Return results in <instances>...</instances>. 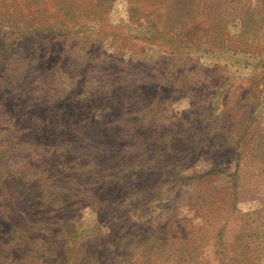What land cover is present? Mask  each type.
I'll return each instance as SVG.
<instances>
[{"label":"rangeland","instance_id":"obj_1","mask_svg":"<svg viewBox=\"0 0 264 264\" xmlns=\"http://www.w3.org/2000/svg\"><path fill=\"white\" fill-rule=\"evenodd\" d=\"M3 49L0 264H264V0H0Z\"/></svg>","mask_w":264,"mask_h":264},{"label":"trees","instance_id":"obj_2","mask_svg":"<svg viewBox=\"0 0 264 264\" xmlns=\"http://www.w3.org/2000/svg\"><path fill=\"white\" fill-rule=\"evenodd\" d=\"M6 50L5 49L1 50L0 58L4 59V57L5 58L10 57L9 54L11 52L8 50H7L8 56L3 55V53ZM13 54H15V52H13ZM35 71L37 72L38 70L36 69ZM28 78L29 77H27V79ZM39 111H40V108L36 109L35 114L39 113ZM30 124L32 125V123H30ZM37 134H38V132H34V131L26 133V135L28 137H33V136H36ZM130 138H131V136L129 137V139ZM34 139H37V138H34ZM18 147H19L18 145L11 146L8 149H4L2 151V154H0V158L5 156V155L6 156L12 155V159L7 157L5 162L0 163V177H1V179H6V178L9 179L8 180L9 183H12V182L17 183L18 182V184H20L22 182L23 186H25L24 182H28V183L32 182L31 179H28V178H30V175H28V171L31 168V164L28 161H24L23 162V164H24L23 168H20V164L22 162H19L20 158L18 155H19L20 150L18 149ZM119 157H120V155L114 156V154H113L112 160L114 161V160L118 159ZM3 159H5V158H3ZM34 169H36V168H34ZM119 169H120V167H118V170ZM107 177L102 179L103 182H102V185L100 187L105 188L106 191L110 190L108 193H115L116 190H114V187L116 185L114 184V181L118 178V175L117 174L110 175V173H109L107 175ZM35 187H36V189L33 191V197H32V203H33L32 210H33V213L36 212L37 220H40L41 224L44 225V227H42V229H41L43 233L40 232L42 237L40 238L39 241H43L44 243H48V241L53 237V235L57 234V232H55L54 230L48 229V227H46V225H45L46 218H47V215L45 213L49 212L52 209L54 201H53L51 195L46 194V191L43 189V186L41 187L39 185H35ZM29 201H30V198H29ZM46 205H47V207H45ZM48 220L50 223L52 222L51 217H49ZM44 228L47 229L46 233H44V231H43Z\"/></svg>","mask_w":264,"mask_h":264}]
</instances>
